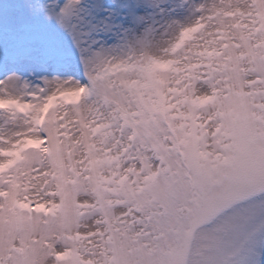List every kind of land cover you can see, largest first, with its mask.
Returning a JSON list of instances; mask_svg holds the SVG:
<instances>
[{"label":"snow or ice","instance_id":"6c2138e0","mask_svg":"<svg viewBox=\"0 0 264 264\" xmlns=\"http://www.w3.org/2000/svg\"><path fill=\"white\" fill-rule=\"evenodd\" d=\"M0 264H264V0H0Z\"/></svg>","mask_w":264,"mask_h":264}]
</instances>
